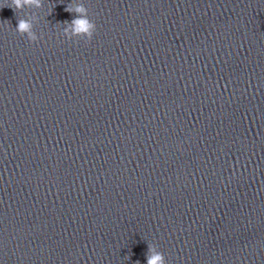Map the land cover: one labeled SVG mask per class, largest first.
<instances>
[{"label":"clouds","instance_id":"clouds-1","mask_svg":"<svg viewBox=\"0 0 264 264\" xmlns=\"http://www.w3.org/2000/svg\"><path fill=\"white\" fill-rule=\"evenodd\" d=\"M14 9V11L21 12L25 8L39 9L43 6V0H11V3L7 5ZM66 12L74 13L75 18L70 22L65 21L63 24V35L69 40H82L88 43L92 40L96 32V24L90 19L89 10L83 3H72L64 9ZM36 16H29L27 18H18V24L15 31L22 37L28 39L29 42H38L40 37L34 31V23L36 22ZM147 264H167L166 257L162 251L154 244L148 245V251L146 253ZM139 264V261L136 262Z\"/></svg>","mask_w":264,"mask_h":264}]
</instances>
